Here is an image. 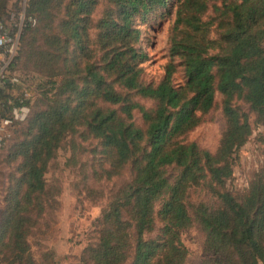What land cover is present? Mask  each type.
Masks as SVG:
<instances>
[{
	"label": "trees",
	"instance_id": "16d2710c",
	"mask_svg": "<svg viewBox=\"0 0 264 264\" xmlns=\"http://www.w3.org/2000/svg\"><path fill=\"white\" fill-rule=\"evenodd\" d=\"M168 1L25 0L22 48L10 66L22 52L47 80L38 87L45 105L30 108L22 138L11 139V128V141L0 147L17 174L0 211V252L8 264H35L25 239L28 222L32 214L33 226L43 209L48 161L74 134L98 140L107 178L126 166L130 173L97 219V240L85 248L84 264H183L188 251L180 235L193 224L214 264H264V163L243 195L225 187L232 155L251 133L237 102L264 127V0H175L163 75L144 81L148 56L136 20ZM7 2L0 0L2 21ZM31 28L42 40L26 49ZM0 104L10 113L27 101L0 89ZM217 104L224 123L211 152L185 137ZM191 186L213 198L199 203L194 215L185 202Z\"/></svg>",
	"mask_w": 264,
	"mask_h": 264
},
{
	"label": "rangeland",
	"instance_id": "374dc122",
	"mask_svg": "<svg viewBox=\"0 0 264 264\" xmlns=\"http://www.w3.org/2000/svg\"><path fill=\"white\" fill-rule=\"evenodd\" d=\"M19 1L7 2L8 14L5 21L8 24L17 23L19 16L25 13V0ZM102 7L100 3L94 12V19L99 16ZM174 13L175 0H169L166 6L156 7L144 19L136 20V26L141 30L140 46L148 56L142 63L144 81L156 82L163 75L164 65L168 61V31L174 20ZM34 31L31 28L25 32L26 49L30 46L37 48L42 40L39 32ZM22 32L23 30L20 31L19 38ZM21 48L22 41L19 39L14 57L20 55ZM8 72L11 76L17 77V82H12L13 85L10 87L1 84L0 89L5 95L26 100L25 105L29 110L31 108V113L45 105L39 95L38 87L47 80L46 73L37 70L31 62H27L22 52L21 58L17 59L14 66L11 68L9 65ZM173 78L175 83L182 81L180 72L174 74ZM219 100L220 97L217 96L216 101ZM141 102L150 106L149 101L141 100ZM10 104H13V99L9 100ZM237 104L248 115L251 133L246 142L232 155V175L226 181L225 187L235 197L247 191L264 163L262 140L264 127L246 103L239 101ZM0 107L3 115L9 113L5 106L0 104ZM133 118L136 123L142 124L138 111L133 112ZM24 119L11 126L15 128L11 139L22 138V133H25ZM223 123V115L217 104L203 115L202 122L191 130L185 139L194 141L213 152L218 145ZM11 139L7 140L6 144ZM4 149L0 151V211L3 207L4 195L13 186L17 176L14 169L16 164L14 161L6 160ZM99 150L100 146L96 139H82L78 134L68 135L48 161L44 172L45 190L40 195L43 209L39 216L34 218L33 226L31 214L25 237L31 259L33 258L35 264H84V250L97 240V219L107 206L113 189L130 178L128 166L120 175L107 178L103 173V168H106L107 164L100 162ZM185 202L190 214L194 215V208L199 203L212 204L213 198L204 187L191 186L186 191ZM158 225L159 223H156L155 229ZM180 237L188 251L183 264H214L213 256L204 250V236L197 224L183 230ZM3 254V251L0 252V264H8ZM24 263L32 264L26 261Z\"/></svg>",
	"mask_w": 264,
	"mask_h": 264
},
{
	"label": "built area",
	"instance_id": "2783aa9c",
	"mask_svg": "<svg viewBox=\"0 0 264 264\" xmlns=\"http://www.w3.org/2000/svg\"><path fill=\"white\" fill-rule=\"evenodd\" d=\"M25 16L20 15L17 23L13 25L6 21L0 20V85L3 82H17V77L11 76L8 72V67L14 57L18 48L19 34L24 25ZM28 21L31 24L35 23V19L29 17ZM29 109L25 104H20L12 108L11 112L3 115L0 107V147L4 144L6 139L10 136L11 126L20 120H23Z\"/></svg>",
	"mask_w": 264,
	"mask_h": 264
}]
</instances>
